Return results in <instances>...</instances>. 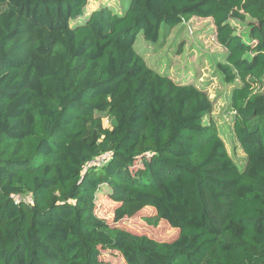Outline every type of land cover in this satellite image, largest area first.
Listing matches in <instances>:
<instances>
[{
    "label": "trees",
    "instance_id": "1",
    "mask_svg": "<svg viewBox=\"0 0 264 264\" xmlns=\"http://www.w3.org/2000/svg\"><path fill=\"white\" fill-rule=\"evenodd\" d=\"M89 1L0 0V264H105L103 251L125 264H264V0H129L118 13ZM195 17L224 49L215 72L242 170L210 95L134 48ZM102 189L176 236L101 220Z\"/></svg>",
    "mask_w": 264,
    "mask_h": 264
},
{
    "label": "rangeland",
    "instance_id": "2",
    "mask_svg": "<svg viewBox=\"0 0 264 264\" xmlns=\"http://www.w3.org/2000/svg\"><path fill=\"white\" fill-rule=\"evenodd\" d=\"M103 3L117 12L126 8L129 0H90L87 12ZM246 23L233 22L238 34L244 36L247 33ZM134 48L149 66H153L161 73L165 72L175 82L193 83L210 95L214 104L211 117L217 124L229 156L242 170L246 164V156L233 133L229 103L230 87L223 83L215 72V66L224 54V49L216 40V30L212 20L192 18L168 32L165 37L161 31L160 41L157 44L146 42L142 34H139ZM179 48H182L180 54ZM102 125L104 128L111 127V120L106 114L102 115ZM101 160L103 159L96 162ZM95 205L96 214L101 220L133 233L145 234L158 240H167L177 234L178 230L165 221L160 222L157 228L148 225L143 220V216L153 211L149 207L135 217L127 218L121 213L120 204L109 200L103 194V189L97 195ZM100 259L105 264H125L117 252L103 251Z\"/></svg>",
    "mask_w": 264,
    "mask_h": 264
}]
</instances>
